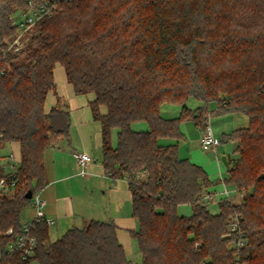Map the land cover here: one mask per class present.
<instances>
[{
	"label": "trees",
	"instance_id": "16d2710c",
	"mask_svg": "<svg viewBox=\"0 0 264 264\" xmlns=\"http://www.w3.org/2000/svg\"><path fill=\"white\" fill-rule=\"evenodd\" d=\"M44 1L56 9L31 28L28 44L18 51L0 45V145L20 148L17 191L0 195L3 263L130 264L113 220H91L55 242L41 223L34 257L3 251L13 238L6 233L20 232L27 195L47 185L46 150L69 131L68 110L45 111L60 64L76 94L94 96L102 164L129 185L140 264H237L228 233L234 215L248 240L240 261L264 264V0H0V37L14 41L12 15ZM191 99L202 106L191 111ZM164 104L181 106L180 116L164 118ZM234 113L249 126L223 135L238 143L228 183L248 194L242 204L220 202L212 214L201 200L213 185L206 171L162 141L183 140L186 121L206 130L211 116ZM137 123L148 130H134ZM182 205L191 216L179 213Z\"/></svg>",
	"mask_w": 264,
	"mask_h": 264
},
{
	"label": "crops",
	"instance_id": "0c3cea01",
	"mask_svg": "<svg viewBox=\"0 0 264 264\" xmlns=\"http://www.w3.org/2000/svg\"><path fill=\"white\" fill-rule=\"evenodd\" d=\"M54 79L56 89L48 94L45 102V111L49 112L55 107L64 108L68 110L70 114L71 124L66 139L63 140L58 147L47 149L44 155L47 185L44 188L42 196L46 201V217L54 221V224L49 226V240L50 242H55L68 230L77 227L73 224L77 217L81 220L82 225L91 220H113L117 227L118 240L123 246L130 264H140L141 254L140 251L137 252L135 250L138 248V244L136 247V241H134L132 237V233L138 230V222L133 217L132 196L129 191V185L124 178L106 177V170L102 164L101 126L100 123L94 119L90 107L91 102L94 100V96L91 94H76L73 86L67 80L64 67L60 64L55 66ZM187 106L191 111H195L202 106V103L191 99ZM217 107L218 106L214 104L213 111L216 110ZM100 112L104 115L107 109L101 107ZM181 112L182 107L178 105L164 104L162 106V116L164 117V113L169 114V116L164 118L179 117ZM221 117L234 118L235 115L230 114ZM209 125L211 127L210 123ZM227 125L229 126V121H227ZM233 125L234 124H230L231 127L229 126L228 128L226 124H222L220 134L213 132L221 141V144H227V149L222 157L219 156V147L217 154L212 151H205L201 148L199 141L205 132L203 128L198 127L193 121H186L181 125L184 141H187L186 136L190 137L196 142L197 146L203 150L202 152L204 154L211 158L215 157L217 160L219 179L217 183L212 182L213 185L208 188V192H212L215 186L220 183L222 189L219 193H215L217 197H220V200L218 202L208 203L207 205L208 210L212 214H218L220 212V202L225 200L222 195L225 187L230 193V200L232 199L231 195H233V193L236 192L240 195L239 190L228 183V180L224 178L222 170L224 165L228 173L229 170L233 168L235 161L238 160V143L223 140L224 134L237 130V128L233 129ZM133 129L145 132L148 130V126L145 123H137L133 125ZM211 129L213 131L212 127ZM117 133L118 131L115 129V135H113L112 130V146L114 148L117 146ZM162 144L168 145L167 140H163ZM7 145H12L14 148L18 149L20 157V148L18 144H6L4 150ZM76 151H84L92 156L93 160L92 163L87 166L88 175L85 177L79 175L81 168L76 163L73 155ZM180 156L189 159L191 162V159H196L193 156L188 158L182 154L181 151ZM98 159H101V161ZM223 159H225L227 163H225ZM196 165L205 168L206 164L204 165L199 162V164ZM206 173L208 174L209 172L206 171ZM209 179L211 181L210 176ZM221 180H224L225 184H223ZM97 187L101 189L102 192L100 198L103 202H100V208L95 206L92 196V191ZM125 208L127 212L123 213V209ZM179 213L189 217L192 215V208L190 205H182L179 207ZM32 215L33 211L23 222L30 220ZM54 227H56V229L53 230ZM52 233L56 235L54 241L50 236Z\"/></svg>",
	"mask_w": 264,
	"mask_h": 264
},
{
	"label": "built area",
	"instance_id": "2783aa9c",
	"mask_svg": "<svg viewBox=\"0 0 264 264\" xmlns=\"http://www.w3.org/2000/svg\"><path fill=\"white\" fill-rule=\"evenodd\" d=\"M56 2V1H55ZM56 9V4L44 1L42 3L30 2L27 14L25 17L14 24L17 28L23 32L27 33L32 27L36 25L38 21L45 17H51ZM200 146L205 151H212L217 154L218 147L221 141L214 135L210 125L208 124L204 134L200 138ZM5 145H0V195L1 196H12L18 185L20 183V178L18 175L19 164L15 165L13 163L14 154L5 155L4 154ZM74 158L81 168L79 175L85 177L88 175L87 166L92 163V156L85 152H74ZM106 177L110 178V174L106 172ZM225 184L224 180H221ZM45 188V187H44ZM44 188L37 190L30 199L29 207L32 208L33 215L28 221L21 224L20 232L14 233L12 230L7 232V236H12L13 238L4 247L3 251L5 255L13 256L19 255L22 261H27L34 257L37 247L38 240L36 237V230L41 223H46L48 226L54 224V221L46 217V201L44 200L42 194ZM225 200H230V193L225 187L222 192ZM217 195L212 192L206 193L201 200L206 203L216 202ZM228 233L234 238L233 244L237 252V264H244L240 261V251L242 248L247 247L248 240L243 236V231L241 228V217L239 215H234L229 222ZM0 264L3 263V254L0 250Z\"/></svg>",
	"mask_w": 264,
	"mask_h": 264
},
{
	"label": "rangeland",
	"instance_id": "374dc122",
	"mask_svg": "<svg viewBox=\"0 0 264 264\" xmlns=\"http://www.w3.org/2000/svg\"><path fill=\"white\" fill-rule=\"evenodd\" d=\"M27 11L28 10H24V11L23 10H17L11 17L12 22H13L12 25H13V27L16 28L15 33L17 35L15 37L14 41L11 42L9 39H2L0 37V45L1 44H6L5 47L7 48L6 49L7 51H10V50H13V51L21 50L30 41V39L32 37V30L30 29V32L23 33L17 28V25L14 24V23L19 22L20 20H22L25 17V15L27 14ZM213 107H214V104H210L209 105L208 108H209L210 112L213 111ZM170 115H172V114H170ZM234 115H235L234 118H230V117L229 118L228 117L223 118L221 116H211L209 123L211 124V127L213 128V132L220 134L222 124H226V126L228 128H229L230 124H234L233 125L234 126L233 129L237 128V130L242 129V128H247L249 126V120H248L246 115H244L242 113H234ZM167 116H169V114L168 113H164V117H167ZM236 117H238V118H236ZM227 121H229V126L227 125ZM113 135H115V129H113ZM186 139H187V141H184V140H167V144L170 145V146L178 147L179 152L181 151V153L184 154L185 156H187L188 158L190 156H193L194 158H196V159H191L192 162H194L196 164H199V162L203 163L204 165L206 164L205 168L204 167L203 168L207 172H209L208 174H209V176L211 178V182L217 183L218 179H219V177H218L219 176V167H218V163H217V160L215 159V157L211 158L208 155L204 154L202 152L203 150H201L200 147L197 146L196 142L194 140H192L190 137L186 136ZM188 141H190V142H188ZM226 149H227V144H221L219 146V156L220 157H222L224 155V152H225ZM3 152H4L5 155L14 154L13 163L15 165L19 164L20 157H19L18 149L14 148L12 145H7ZM76 152H84V151H76ZM237 155H238V158H239V154L238 153H237ZM98 160L101 161V159H98ZM222 170H223V173H224V178L226 180H228L227 168L224 165H223V169ZM96 189H94L92 191L93 192L92 196L94 198L93 201L95 202V206L100 208L101 207L100 202H103V200L100 198L101 195H102V192H101V189H98V187ZM221 189H222L221 183L217 184L215 186V189H213L212 193H219L221 191ZM230 190H231V188H230ZM16 191L14 193H12V196L16 193ZM239 192H240V195H239V193L235 192V193H233V195H231V198H232L231 200H224V201H227V202H230L231 204H236V205L237 204H242L244 196L246 194H248V193L245 190L239 191ZM219 200H220V197L219 196L216 197V201L218 202ZM204 203L206 205H208V203H206V202H204ZM31 212H32V208L29 207V206H26L23 209L22 213H21V220L22 221L26 220L29 217V215L31 214ZM125 212H127L126 208L123 209V213H125ZM73 224H74V226H77V227L83 226L81 220L78 219V217L76 218V220L74 221ZM54 229H56V227H54L53 230ZM50 236H51V239L54 241L55 240L54 238H56V235H54V233H52ZM134 241H136L135 244H136V247H137L138 242H137V240L135 238H134ZM231 247L234 248V244L233 243L231 244ZM135 250L138 252L139 251V246ZM31 264H38V263L33 262Z\"/></svg>",
	"mask_w": 264,
	"mask_h": 264
},
{
	"label": "water",
	"instance_id": "95a60500",
	"mask_svg": "<svg viewBox=\"0 0 264 264\" xmlns=\"http://www.w3.org/2000/svg\"><path fill=\"white\" fill-rule=\"evenodd\" d=\"M223 160L225 161V163H227L225 159H223ZM27 197L30 199V198L32 197V194L29 193V194L27 195Z\"/></svg>",
	"mask_w": 264,
	"mask_h": 264
}]
</instances>
